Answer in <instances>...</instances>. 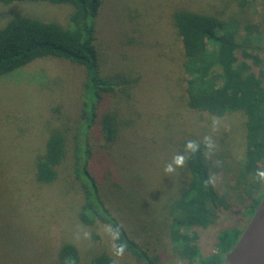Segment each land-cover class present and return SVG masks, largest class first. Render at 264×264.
Listing matches in <instances>:
<instances>
[{"label": "rangeland", "instance_id": "rangeland-1", "mask_svg": "<svg viewBox=\"0 0 264 264\" xmlns=\"http://www.w3.org/2000/svg\"><path fill=\"white\" fill-rule=\"evenodd\" d=\"M178 9L236 21L243 36V20L255 23L260 31L250 37L261 45L264 75V0H102L94 21L100 71L138 80L126 94L104 96L82 135L75 137L83 113L84 66L41 57L0 76V264H60L57 252L66 241L78 247L79 264L100 251L117 264H143L130 253L114 254V233L107 224L89 225L79 218L83 192L74 165L80 137L89 144L87 168L106 206L133 239L158 255L160 264H190L171 240L169 210L189 171L185 162L165 172L175 156L186 158L189 141L211 138L213 148H207L205 159L232 210L218 224L182 229L195 230L202 254L208 255L219 249L221 224L239 220L240 230L247 225L252 197L257 186L258 195L263 193L264 181L243 172L245 117H218L186 104L182 41L173 25ZM71 10L69 3L0 2V24L24 14L66 22ZM107 112L116 114L118 126L111 142L101 126ZM55 128L64 130L68 149L58 178L48 184L37 180L35 159Z\"/></svg>", "mask_w": 264, "mask_h": 264}, {"label": "trees", "instance_id": "trees-1", "mask_svg": "<svg viewBox=\"0 0 264 264\" xmlns=\"http://www.w3.org/2000/svg\"><path fill=\"white\" fill-rule=\"evenodd\" d=\"M22 1L69 3L72 10L66 22L24 14L0 24V76L41 57L66 58L84 66L83 113L77 127L78 134H75L78 137L94 123L100 100L108 94L128 93L138 77L125 73L104 75L100 71L94 21L102 0H0L4 4ZM243 23L246 36L242 35L236 21H227L216 14L187 9L173 13V25L182 41L186 104L218 117L232 113L244 115L246 156L243 172L257 176V172L264 168V75L260 69L261 45L250 35L260 30L255 23L244 20ZM101 126L105 141H114L118 127L116 114L107 112ZM75 144L74 173L83 192L79 218L89 225L96 222L107 224L114 233L115 245L126 244L124 253H130L143 264H160L158 255L151 254L133 239L106 206L97 180L87 168L89 144L82 137L80 143ZM197 144L199 150L195 153L190 149L186 151L187 184L182 194L170 204V237L190 264H225V253L234 246L242 231L236 227L239 220L221 224L216 233L219 249L208 255L201 252L198 233L182 229L218 224L223 213L232 210L210 176L205 142ZM67 149L64 130H52L45 150L35 159L37 180L50 184L58 178V166L66 157ZM257 188L250 204V214L264 195L263 190L259 196ZM57 255L60 264L80 262L78 247L69 241L61 244ZM87 264L117 263L112 255L100 251Z\"/></svg>", "mask_w": 264, "mask_h": 264}, {"label": "water", "instance_id": "water-1", "mask_svg": "<svg viewBox=\"0 0 264 264\" xmlns=\"http://www.w3.org/2000/svg\"><path fill=\"white\" fill-rule=\"evenodd\" d=\"M225 264H264V195L237 242L225 253Z\"/></svg>", "mask_w": 264, "mask_h": 264}, {"label": "clouds", "instance_id": "clouds-1", "mask_svg": "<svg viewBox=\"0 0 264 264\" xmlns=\"http://www.w3.org/2000/svg\"><path fill=\"white\" fill-rule=\"evenodd\" d=\"M204 142H205V146L211 150L213 148V144L211 142V138L210 137H205L204 138ZM191 150L193 153H195L196 151L199 150V145L197 144V142L195 141H189L186 145V151L187 150ZM185 163V156L183 155H177L173 158L172 163H169L166 165L165 167V172L166 173H171L175 171V168L173 167V165H175L176 167H181L183 166ZM257 177L259 180L264 181V171H258L257 172ZM212 182V181H209ZM109 231H111V229H109ZM126 249V244L121 243L119 245H114V254L117 257H122L124 254V251Z\"/></svg>", "mask_w": 264, "mask_h": 264}, {"label": "flooded vegetation", "instance_id": "flooded-vegetation-1", "mask_svg": "<svg viewBox=\"0 0 264 264\" xmlns=\"http://www.w3.org/2000/svg\"><path fill=\"white\" fill-rule=\"evenodd\" d=\"M248 223V222H247Z\"/></svg>", "mask_w": 264, "mask_h": 264}]
</instances>
